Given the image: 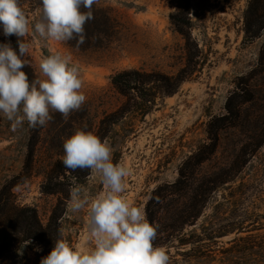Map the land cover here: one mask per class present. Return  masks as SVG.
I'll return each mask as SVG.
<instances>
[{"label": "rangeland", "instance_id": "rangeland-1", "mask_svg": "<svg viewBox=\"0 0 264 264\" xmlns=\"http://www.w3.org/2000/svg\"><path fill=\"white\" fill-rule=\"evenodd\" d=\"M249 1L186 0L189 13L185 8L182 19L190 22L199 63L195 73L175 95L118 113L116 118H122L101 140L110 145L113 163L129 170L122 195L158 226L153 244L166 250L169 264H264V26L255 38L245 34ZM179 4L98 0L95 7L112 13L120 25L112 44L101 49H73L31 33L24 38L30 44L24 59L36 78H42L43 57L71 55L87 100L67 120L50 113L52 120L36 133L27 122L13 131L0 114V190L22 173L35 136L27 178L11 192L17 204L37 210L44 226L60 198L65 210L59 220L61 238L73 249L86 250L88 244L86 210L68 212L71 187L81 186L90 198L104 188L90 170L82 181L71 179L62 163L63 143L78 130L96 135L101 121L120 110L125 99L111 85L114 74L135 69L171 76L184 67L185 41L169 20ZM21 8L34 27L41 5L26 2ZM248 23L252 34L257 28L252 20ZM52 170L51 186L62 187V194L41 191ZM201 185L206 187L205 208L193 207ZM46 256L40 245L30 243L0 264H40Z\"/></svg>", "mask_w": 264, "mask_h": 264}, {"label": "clouds", "instance_id": "clouds-1", "mask_svg": "<svg viewBox=\"0 0 264 264\" xmlns=\"http://www.w3.org/2000/svg\"><path fill=\"white\" fill-rule=\"evenodd\" d=\"M97 2L41 0L38 19L30 28L20 0H0V28L5 37L16 36L18 44V51L10 42L0 44V114L11 122L13 131L25 122L33 130L45 126L53 112L67 120L85 104L80 68L71 55L56 52L43 57L39 62L42 78L32 80L22 71L27 63L21 57L29 51L24 38L30 33L62 44L75 40L77 48L85 44L84 26L94 18L92 8ZM63 150L65 168L98 174L104 191L90 198L81 186L71 187L68 212L86 210L88 247L73 249L67 240L57 239L40 264H169L166 250L153 244L158 226L147 220L143 208L131 205L122 195L129 170L113 163L110 145L92 132L78 130L64 141Z\"/></svg>", "mask_w": 264, "mask_h": 264}, {"label": "trees", "instance_id": "trees-1", "mask_svg": "<svg viewBox=\"0 0 264 264\" xmlns=\"http://www.w3.org/2000/svg\"><path fill=\"white\" fill-rule=\"evenodd\" d=\"M179 1V10L176 13L171 14L169 20L171 25L185 41L186 63L184 67L175 75L171 76L159 72L146 73L135 69L124 70L114 74L110 79L111 85L116 92L125 99V103L121 106L120 110L115 113V116L106 117L101 121V125L96 134L100 140H104L107 137V134L109 133L108 127L113 126L119 119L122 118V116L116 118L118 113H129L131 111L130 107L141 104L143 106L147 104H154L157 98H165L175 95L181 85L184 82L189 81L195 73L199 63L196 62L198 56L192 52L194 43L192 42L190 35V22L182 19V11L187 8V15L189 13V7L186 0ZM26 2H31L36 6L41 5V0H20V7ZM92 11L94 18L84 26L86 33L85 44L77 48L75 46V40L69 41L67 44L71 48L78 50L84 48L101 49L105 47L106 44H112L116 35L119 33L120 25L112 13L99 9L95 7V5H93ZM245 19V34L250 38L257 37L260 32L259 30L264 26V0H250L245 14ZM249 19L252 20L253 27L257 28V30L253 31L252 34H249L251 32V28L248 23ZM0 35L3 43L10 42L13 49L18 51L16 36L13 35L5 37L3 35L2 28H0ZM21 58L25 60L24 56ZM22 71L29 76L30 80L36 79L34 72L28 64L22 69ZM134 99L140 100V104H136L135 102L134 105L131 106L130 101ZM38 130L39 128L35 130L32 129L35 133ZM209 135H213V138L216 136V134L211 130L209 131ZM34 138L35 136H32L28 144V154L22 173L0 190V261L9 257V255L18 247L30 243L40 245L42 251L48 255L53 249L55 241L61 238L59 220L65 210L61 207L62 200L60 198H58L56 205L51 211L48 222L44 226L39 220L37 210L34 207L21 206L17 204L11 192L13 187L23 183L27 178L35 148ZM67 171L69 172L71 179H74L75 181H82L88 176V169H85L82 174L76 170L72 171L68 169ZM55 173V170L50 171L46 179V184L42 185L41 191L44 194L64 193L62 187L57 186L56 190L51 186L52 181L55 179ZM205 192V185H201L196 188L192 202L193 207L203 204L204 199L202 196ZM68 199V196L64 197L65 201ZM202 208H205L204 204ZM194 220L196 221L197 217H195ZM27 241L31 242L26 243Z\"/></svg>", "mask_w": 264, "mask_h": 264}]
</instances>
